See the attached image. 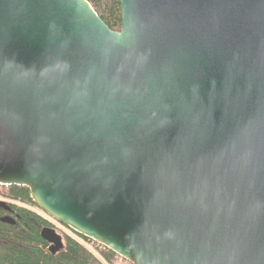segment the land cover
I'll use <instances>...</instances> for the list:
<instances>
[{"label": "water", "instance_id": "95a60500", "mask_svg": "<svg viewBox=\"0 0 264 264\" xmlns=\"http://www.w3.org/2000/svg\"><path fill=\"white\" fill-rule=\"evenodd\" d=\"M120 6L0 0V183L133 264H264V0Z\"/></svg>", "mask_w": 264, "mask_h": 264}, {"label": "trees", "instance_id": "16d2710c", "mask_svg": "<svg viewBox=\"0 0 264 264\" xmlns=\"http://www.w3.org/2000/svg\"><path fill=\"white\" fill-rule=\"evenodd\" d=\"M88 1L111 29L121 30L120 0ZM44 227L56 225L34 202L29 187L0 183V264H133L74 230L77 237L62 231L63 247L53 253L41 235Z\"/></svg>", "mask_w": 264, "mask_h": 264}, {"label": "built area", "instance_id": "2783aa9c", "mask_svg": "<svg viewBox=\"0 0 264 264\" xmlns=\"http://www.w3.org/2000/svg\"><path fill=\"white\" fill-rule=\"evenodd\" d=\"M44 214H45L49 219H51V220L55 223V225H56L55 229H56V231H57L58 233L61 234L62 231H67V232H69V233H71V234H73L74 236L77 237V235H76L74 232L71 231V230H73V229H71V228L68 227L67 225H65V224H63V223H61V222H59V221L53 219L52 217H50L49 215H47L45 212H44ZM86 244H87L90 248H92V245H91V244H89V243H86Z\"/></svg>", "mask_w": 264, "mask_h": 264}]
</instances>
